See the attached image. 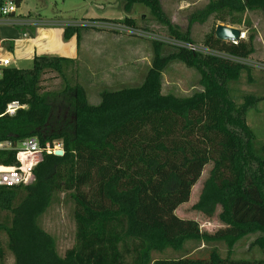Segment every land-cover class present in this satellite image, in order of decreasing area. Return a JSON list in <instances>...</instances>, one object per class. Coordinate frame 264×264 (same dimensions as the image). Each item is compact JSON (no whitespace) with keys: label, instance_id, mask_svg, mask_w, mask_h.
Masks as SVG:
<instances>
[{"label":"trees","instance_id":"1","mask_svg":"<svg viewBox=\"0 0 264 264\" xmlns=\"http://www.w3.org/2000/svg\"><path fill=\"white\" fill-rule=\"evenodd\" d=\"M122 1L127 13L144 5L158 21H167L161 0ZM225 9L264 15V0L211 1L190 18V26ZM121 23L137 28L131 19ZM216 29L205 46L241 59L252 56L250 42L220 41ZM80 30L66 27L65 40L80 37ZM170 37L194 42L172 27ZM153 45V65L143 85L105 90L97 106L82 86L69 82L60 95L42 93L44 76L55 72L65 80L74 60L40 56L32 69L3 70L0 116L15 101L27 108L0 118V142L16 146L35 138L44 151L32 184L0 189V232L8 236L16 264H264V258L234 260L215 251L204 259L153 260V252L180 250L188 241L222 240L232 249L257 233L256 245L264 252V145L257 147L247 120L256 101L246 96L238 104L230 89L252 68L183 49L163 57L164 44ZM172 61L195 69L202 90L191 96L163 94L162 74ZM55 142L63 145V156L46 153ZM16 156L1 151L0 166H16ZM210 164L194 208L208 216L221 208L226 229L209 238L198 222L176 212L190 201ZM58 193H70L75 202L76 245L65 257L39 224Z\"/></svg>","mask_w":264,"mask_h":264},{"label":"rangeland","instance_id":"2","mask_svg":"<svg viewBox=\"0 0 264 264\" xmlns=\"http://www.w3.org/2000/svg\"><path fill=\"white\" fill-rule=\"evenodd\" d=\"M211 1L216 0H161L163 12L167 18L164 23L158 21L151 10L144 5L134 6L132 15L135 13L138 15L141 28L150 30L157 39L164 42L161 52L163 57L177 52L176 48L166 43L170 40L171 27L182 34L188 33L194 43L201 47L219 25L234 26L247 34L245 41L250 42L254 50L249 61L259 68L252 67L250 74L244 72L238 82L230 85V89L238 104H243L246 96L253 97L256 101L248 112L247 120L256 134L257 147H261L264 145V15L260 11L234 13L225 9L216 13L204 24L195 23L190 26V18L205 9ZM124 6L122 0L22 1L20 13L23 16L31 17L33 20L74 22L73 27L81 29L80 56L77 53L79 60L76 58L75 63L67 68L65 80L55 72H48L41 84L42 93L60 95L66 89V82H69L72 86H82L87 92L89 103L97 106L101 102L100 95L105 90L117 91L143 85L153 65L155 56L153 40L136 38L129 33L115 34L106 29L91 28L86 24L93 26L97 23L93 20L100 17H113L120 20L126 17L123 15L126 13ZM98 22L109 21L99 20ZM87 31L92 33L88 34ZM0 35L4 36L1 30ZM3 51L0 57L15 62L14 67L24 70L33 68V61L17 60L15 55L7 49L4 48ZM200 79L201 76L195 69L179 61H172L162 74L163 94L191 96L202 90ZM59 143L55 142L54 145ZM212 168V164L205 168L200 181L192 190L190 201L176 212L181 219L198 222L202 234L209 238L221 236L224 233L223 229H226L219 219L221 208L217 209L214 216H208L194 208L199 202L204 183ZM74 213L75 202L70 193H58L50 208L39 220L42 229L56 241L60 257H65L66 253L76 245L77 228ZM6 217L5 213L2 219ZM260 236L261 234L257 233L241 238L232 249L226 241L222 240L188 241L180 250L166 249L162 252H153L152 258L153 260H177L184 257L204 259L215 251L221 258L261 260L264 258V252L256 245ZM0 255H2L0 264H16L17 262L9 248V238L4 232H0Z\"/></svg>","mask_w":264,"mask_h":264},{"label":"built area","instance_id":"3","mask_svg":"<svg viewBox=\"0 0 264 264\" xmlns=\"http://www.w3.org/2000/svg\"><path fill=\"white\" fill-rule=\"evenodd\" d=\"M21 4L19 0H0V28L1 27H10V28H27L31 26H38L40 22L33 21L28 19L26 16H23L20 13ZM91 28L109 30L114 33H124L131 34L132 36L150 39L153 41L164 43L162 40L157 39L156 35L151 31L135 28L128 26L126 24L118 22H97L95 24H88ZM247 34L244 31L240 32V37L238 40L233 39L228 42L233 45H238L241 41L246 40ZM166 43L178 50H187L195 54H200L203 56H214L233 62L244 64L248 67H257L256 64H252L248 59H241L233 57L223 52L211 49L207 46H198L194 42H185L177 40L175 38L169 37ZM249 61V62H248ZM12 67V61L7 58L0 57V79L2 78L3 70L6 68ZM259 68V67H257ZM27 106L21 104L19 101L12 102L8 104L7 109L3 115L0 116H15L17 112L21 109H26ZM1 151H16V166L12 167H1L0 166V189L3 188H17L21 186H27L33 183L34 181V171L39 163L43 160L44 151L40 147L38 139L32 138L27 139L24 142L19 143L14 146L10 141L0 142V152ZM57 151H63V145L61 143L54 145L53 147H48L46 150L47 154H54Z\"/></svg>","mask_w":264,"mask_h":264},{"label":"crops","instance_id":"4","mask_svg":"<svg viewBox=\"0 0 264 264\" xmlns=\"http://www.w3.org/2000/svg\"><path fill=\"white\" fill-rule=\"evenodd\" d=\"M133 11L134 9L131 13L124 12L125 14L123 15H126V17L124 16L120 20L113 17H100L95 18L93 21L98 22L99 20H108L121 22V20L124 21L125 19H131L135 22L137 28L150 31L146 28H141L139 17L136 13L132 15L134 13ZM27 18L31 19V17ZM33 21L40 22V25L23 29L1 27L0 30L4 33V36L2 37L0 35V53L4 52L3 49L5 48L15 55V59L21 61H34L36 57L40 56L65 57L76 61L77 53H79L80 56L79 42L82 38L81 35L80 37H73L69 41L65 40V28L75 26L74 22H61L55 20L45 21L40 19ZM229 27L236 28L234 26ZM87 32L88 34L92 33L91 31ZM98 33L99 32H96V34ZM100 34L101 33H99V35ZM90 36H88V38H90ZM79 56L77 58L78 60L80 58ZM15 65V62L12 61V67Z\"/></svg>","mask_w":264,"mask_h":264},{"label":"water","instance_id":"5","mask_svg":"<svg viewBox=\"0 0 264 264\" xmlns=\"http://www.w3.org/2000/svg\"><path fill=\"white\" fill-rule=\"evenodd\" d=\"M240 30L225 25H219L216 29V38L223 42H230L233 39L238 40L240 37ZM56 156H63L64 151H57Z\"/></svg>","mask_w":264,"mask_h":264}]
</instances>
